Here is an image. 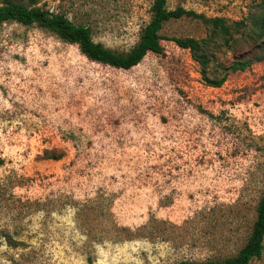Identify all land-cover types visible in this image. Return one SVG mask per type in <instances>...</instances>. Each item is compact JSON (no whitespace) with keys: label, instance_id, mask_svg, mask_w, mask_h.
Here are the masks:
<instances>
[{"label":"rangeland","instance_id":"obj_1","mask_svg":"<svg viewBox=\"0 0 264 264\" xmlns=\"http://www.w3.org/2000/svg\"><path fill=\"white\" fill-rule=\"evenodd\" d=\"M154 3L32 5L125 55ZM179 7L226 20L231 36L171 20L163 53L126 71L37 25L3 26L0 264L223 262L247 244L264 196V0H167ZM187 38L206 40L205 75L222 87L173 41Z\"/></svg>","mask_w":264,"mask_h":264},{"label":"trees","instance_id":"obj_2","mask_svg":"<svg viewBox=\"0 0 264 264\" xmlns=\"http://www.w3.org/2000/svg\"><path fill=\"white\" fill-rule=\"evenodd\" d=\"M31 6L12 3V0H4L0 6V36L2 28L6 23L14 22L23 26L37 25L56 34L64 42L77 45L81 54L92 62L111 66L113 68L130 70L142 62L148 53L162 54V37L159 34L165 23L171 20H179L184 17L201 20L213 31H219L223 36H231V26H227L226 20L222 18H206L204 15L184 8L168 10L167 0H155L153 5V18L143 30L139 43L125 55L117 54L95 43L92 38V30L84 25H75L63 15L53 14L49 11L33 6L34 0H28ZM240 26V24H235ZM261 36L264 38V19L261 26ZM175 43L182 49L189 50L193 58L203 69V76L209 85L220 88L225 80L210 81L205 75L208 66V57L202 53V46L206 40L198 41L193 38L174 39ZM251 66V62L233 64V71H245ZM264 252V196L257 208V218L254 223L251 236L247 244L241 249L235 258L223 262L208 261L204 263L182 261L178 264H250L254 259H260Z\"/></svg>","mask_w":264,"mask_h":264}]
</instances>
